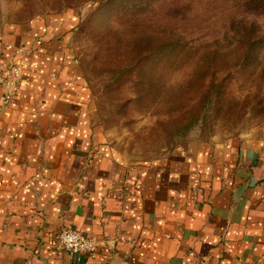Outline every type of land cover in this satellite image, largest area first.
Segmentation results:
<instances>
[{
    "label": "crops",
    "instance_id": "1",
    "mask_svg": "<svg viewBox=\"0 0 264 264\" xmlns=\"http://www.w3.org/2000/svg\"><path fill=\"white\" fill-rule=\"evenodd\" d=\"M60 34L0 22V264H264V147L125 161L93 126ZM11 62L23 75L7 99ZM65 228L99 238V252L58 248Z\"/></svg>",
    "mask_w": 264,
    "mask_h": 264
},
{
    "label": "rangeland",
    "instance_id": "2",
    "mask_svg": "<svg viewBox=\"0 0 264 264\" xmlns=\"http://www.w3.org/2000/svg\"><path fill=\"white\" fill-rule=\"evenodd\" d=\"M41 20L65 33L93 126L125 161L264 147V44L241 31L264 37V0H0V22Z\"/></svg>",
    "mask_w": 264,
    "mask_h": 264
},
{
    "label": "built area",
    "instance_id": "3",
    "mask_svg": "<svg viewBox=\"0 0 264 264\" xmlns=\"http://www.w3.org/2000/svg\"><path fill=\"white\" fill-rule=\"evenodd\" d=\"M22 75V65L19 62H11L1 80L7 99L18 95ZM55 242L58 248L74 256H92L97 254L101 247V242L96 236L84 235L68 228L55 236Z\"/></svg>",
    "mask_w": 264,
    "mask_h": 264
},
{
    "label": "trees",
    "instance_id": "4",
    "mask_svg": "<svg viewBox=\"0 0 264 264\" xmlns=\"http://www.w3.org/2000/svg\"><path fill=\"white\" fill-rule=\"evenodd\" d=\"M241 31L243 32L242 44L249 50L252 51L258 47H261L264 44V37H260L257 35L259 30L256 24H249L248 26H243L241 28ZM166 45H164L162 48H168V46Z\"/></svg>",
    "mask_w": 264,
    "mask_h": 264
}]
</instances>
